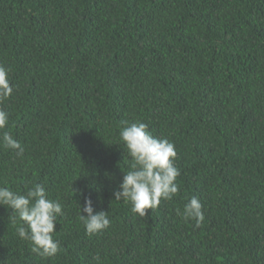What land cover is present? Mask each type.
<instances>
[{
    "label": "trees",
    "instance_id": "1",
    "mask_svg": "<svg viewBox=\"0 0 264 264\" xmlns=\"http://www.w3.org/2000/svg\"><path fill=\"white\" fill-rule=\"evenodd\" d=\"M0 187L63 205L41 257L0 206V264H264V0H0ZM175 145L178 193L147 217L114 201L122 127ZM203 222L185 220L190 198ZM91 199L110 226L89 235ZM26 226V225H25Z\"/></svg>",
    "mask_w": 264,
    "mask_h": 264
},
{
    "label": "clouds",
    "instance_id": "2",
    "mask_svg": "<svg viewBox=\"0 0 264 264\" xmlns=\"http://www.w3.org/2000/svg\"><path fill=\"white\" fill-rule=\"evenodd\" d=\"M8 69L0 66V103L11 97L13 87L8 78ZM8 113L0 108V142L5 149L15 150L23 156L24 147L6 130ZM120 140L131 158V170L124 172L119 189L113 192L114 201L131 203V211L140 217H147L149 210L156 209L161 200L169 201L179 191L176 183L180 175L175 166L177 152L175 145L167 139L153 136L148 125L134 122L121 128ZM0 206L11 210L9 219L16 224L17 218L23 224H16L21 239L31 242V251L41 257H54L60 251L56 233L57 217L63 216V205L48 197L45 188L35 184L26 194H19L7 186L0 187ZM80 208V220L89 235L97 234L110 226L106 212H96L91 199H85ZM203 205L192 197L185 204L183 219L203 222ZM26 225V226H25Z\"/></svg>",
    "mask_w": 264,
    "mask_h": 264
}]
</instances>
